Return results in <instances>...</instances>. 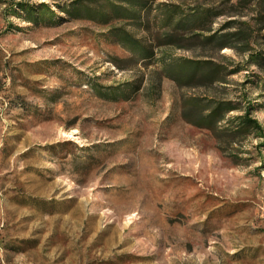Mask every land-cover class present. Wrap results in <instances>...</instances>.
I'll use <instances>...</instances> for the list:
<instances>
[{"label":"rangeland","instance_id":"rangeland-1","mask_svg":"<svg viewBox=\"0 0 264 264\" xmlns=\"http://www.w3.org/2000/svg\"><path fill=\"white\" fill-rule=\"evenodd\" d=\"M14 1L58 17L33 24L0 6V264H264L263 165H235L180 111L185 94L237 100L245 90L263 103L249 83L260 69L227 48L242 69L229 90L180 87L159 64L128 67L110 27L57 7L77 0ZM158 2L215 5L214 31L253 29L264 48V0ZM140 81L128 101L91 87ZM254 117L264 124V109Z\"/></svg>","mask_w":264,"mask_h":264},{"label":"trees","instance_id":"trees-1","mask_svg":"<svg viewBox=\"0 0 264 264\" xmlns=\"http://www.w3.org/2000/svg\"><path fill=\"white\" fill-rule=\"evenodd\" d=\"M0 6L6 18L15 16L33 24L52 25L58 17L46 3L36 5L0 0ZM57 7L74 19L110 27L105 34L129 54V58L123 60L128 67L159 64L165 76L180 87L218 86L229 90L226 86L229 77L242 70L231 69L234 64L238 67V63L221 54L231 48L245 56L249 66L260 69V74L249 83L260 89L264 96V48L257 46L256 32L245 28L232 33L214 31V21L222 15V11L215 10V5L199 2L188 8L158 0H77L70 5L57 4ZM114 24L119 25L114 27ZM231 24L226 25L230 27ZM135 31L145 32L148 36L139 37ZM169 47L197 51L200 55L158 56V50ZM140 84L141 81L108 88L98 84H91V87L104 100L128 101L140 90ZM259 109H264V102L253 104L248 101L245 90H240L237 100L185 94L180 103L182 118L212 134L220 152L232 163L246 165L258 160L264 168V124L254 117ZM252 140L257 143L248 146V141Z\"/></svg>","mask_w":264,"mask_h":264}]
</instances>
